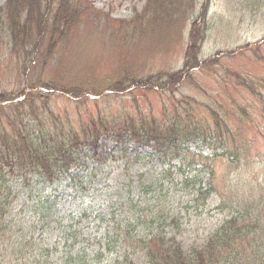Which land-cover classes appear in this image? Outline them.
<instances>
[{"label":"trees","instance_id":"trees-1","mask_svg":"<svg viewBox=\"0 0 264 264\" xmlns=\"http://www.w3.org/2000/svg\"><path fill=\"white\" fill-rule=\"evenodd\" d=\"M39 3L5 1L14 44L21 13L35 15ZM70 3L58 0L55 15L72 7ZM205 12L206 7L198 17ZM191 37L182 69L155 80H163L170 92L200 65L195 53L199 35L193 30ZM127 87L131 83L110 89ZM245 87L256 95L254 87ZM35 99L33 93L25 94L24 101L10 105L14 115L5 117L7 127L0 123V264H264V184L240 188L243 197L234 205L232 200L238 199L221 196L220 206L228 209L203 237L189 234L187 221L169 199L179 183H185L203 207L216 191L214 169L206 165L202 173L193 161L184 163L189 152L191 158L203 156L200 146L188 148L202 136L212 149L219 147L222 156L232 161L237 157V149L227 147L235 142L233 133L216 109L192 100L190 109L203 107L211 119L208 126L191 110L162 113L157 120L140 112L138 118L125 110L108 113L95 103V111L78 125L51 114L49 129L38 119ZM156 163L160 170L149 182L133 184ZM115 164L118 177H112ZM174 173L181 175L178 181ZM182 233L190 239L182 240Z\"/></svg>","mask_w":264,"mask_h":264},{"label":"rangeland","instance_id":"rangeland-1","mask_svg":"<svg viewBox=\"0 0 264 264\" xmlns=\"http://www.w3.org/2000/svg\"><path fill=\"white\" fill-rule=\"evenodd\" d=\"M57 1L40 0L35 15L21 13L16 45L9 34L5 0H0V98H6L0 101V123L7 127L5 117L13 114L10 105L31 93L38 119L49 129L51 114L78 125L95 111V103L108 113L125 110L135 118L157 120L162 113L183 115V109L191 110V99L216 109L233 133L235 142L227 147L237 149V157L227 159L202 136L188 148L201 147L204 156L216 157L191 158L189 152L184 163H209L216 191L205 207L185 183L174 186L169 198L187 221L189 234L207 235L228 209L220 206L221 196L238 199L232 200L234 205L243 197L240 188L264 184V0H71L72 7L56 16ZM204 7V17H198ZM193 30L199 35L195 53L200 65L175 84V92L162 90L163 80H155L182 69ZM130 83L123 91L110 89ZM93 91H102L103 97L91 100ZM191 111L211 126L203 107ZM156 169L159 163L133 184L149 182ZM180 177L174 173L175 181Z\"/></svg>","mask_w":264,"mask_h":264}]
</instances>
